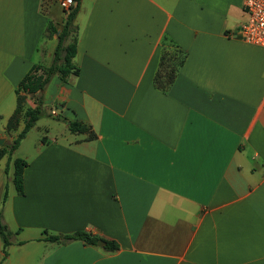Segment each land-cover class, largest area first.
Returning <instances> with one entry per match:
<instances>
[{
	"label": "crops",
	"instance_id": "obj_1",
	"mask_svg": "<svg viewBox=\"0 0 264 264\" xmlns=\"http://www.w3.org/2000/svg\"><path fill=\"white\" fill-rule=\"evenodd\" d=\"M57 3L0 0V138L9 143L24 126L7 128L20 81L53 60ZM243 4L81 1L79 73L53 77L44 91L65 128L40 133L20 157L36 123L0 159L11 231L2 264H264V46L239 32ZM164 35L187 52L167 91L154 83ZM75 120L96 137L72 132ZM18 157L28 160L22 194ZM79 230L119 249L45 239Z\"/></svg>",
	"mask_w": 264,
	"mask_h": 264
},
{
	"label": "trees",
	"instance_id": "obj_2",
	"mask_svg": "<svg viewBox=\"0 0 264 264\" xmlns=\"http://www.w3.org/2000/svg\"><path fill=\"white\" fill-rule=\"evenodd\" d=\"M75 5L71 6L67 12V16L58 35V42L54 51L53 60L49 65L35 64L26 76L20 81L17 93V107L13 115L9 118L8 130L18 128L21 120L24 122L22 130L11 143L3 144L0 147V159L7 153L12 154L20 145L22 139L36 125L37 121L44 114V91L51 79L57 74L64 82L71 75H78L79 68L74 63V57L77 53L78 45V26L75 24V18L80 8L82 0H74ZM50 32H57V28L49 24ZM69 40V41H68ZM68 41V42H67ZM162 52L158 71L154 78L155 86L163 91H167L183 65L187 52L182 50L172 38L164 35L162 39ZM34 100V106H27V98ZM69 129L72 132H89L90 138L96 137L92 127L82 121H70ZM46 139L45 137L43 140ZM28 165L25 158L14 159V183L17 191L22 194L23 190V174L24 169ZM8 172V170H7ZM8 197V191H5L4 201ZM0 236L4 245V256L0 262L8 255V246L11 244V231L7 224L3 221L2 213H0ZM46 240L67 243L72 240H82L85 243L98 245L99 240H104L103 248L107 251H115L119 249V243L115 240H109L104 237L93 234L90 231L79 230L69 234H51L45 237Z\"/></svg>",
	"mask_w": 264,
	"mask_h": 264
},
{
	"label": "rangeland",
	"instance_id": "obj_3",
	"mask_svg": "<svg viewBox=\"0 0 264 264\" xmlns=\"http://www.w3.org/2000/svg\"><path fill=\"white\" fill-rule=\"evenodd\" d=\"M55 10H56L57 28H62L63 21L65 17L67 16L68 11L66 8H63L59 3L55 5ZM55 76H58V75L56 74ZM44 114L45 115L37 121L38 127L35 128V130L30 134L28 139L22 145L21 149L17 152V155H20V157H23L25 155L26 153L25 151L28 150L32 146L36 138L40 136V133H46L48 136H58L59 137L61 131L65 128V126L61 123V113L59 111L58 104L51 105V104L45 103L44 104ZM6 143H9V139H5V142L3 144H6Z\"/></svg>",
	"mask_w": 264,
	"mask_h": 264
},
{
	"label": "built area",
	"instance_id": "obj_4",
	"mask_svg": "<svg viewBox=\"0 0 264 264\" xmlns=\"http://www.w3.org/2000/svg\"><path fill=\"white\" fill-rule=\"evenodd\" d=\"M60 4L69 8L75 1L60 0ZM243 7L247 18L240 25L239 32L247 42L264 46V0H244Z\"/></svg>",
	"mask_w": 264,
	"mask_h": 264
},
{
	"label": "water",
	"instance_id": "obj_5",
	"mask_svg": "<svg viewBox=\"0 0 264 264\" xmlns=\"http://www.w3.org/2000/svg\"><path fill=\"white\" fill-rule=\"evenodd\" d=\"M4 142H5V139L0 138V145H2ZM98 245H100V246L105 245V241L104 240H99L98 241Z\"/></svg>",
	"mask_w": 264,
	"mask_h": 264
}]
</instances>
